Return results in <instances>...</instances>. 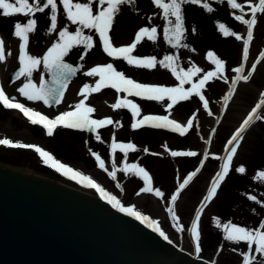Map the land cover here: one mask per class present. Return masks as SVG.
<instances>
[{
  "label": "rangeland",
  "instance_id": "obj_1",
  "mask_svg": "<svg viewBox=\"0 0 264 264\" xmlns=\"http://www.w3.org/2000/svg\"><path fill=\"white\" fill-rule=\"evenodd\" d=\"M73 2H85V0H73ZM238 2L244 8L243 13L232 10L226 2H210V6L215 9L211 13L198 4L182 5L184 35L181 45L174 50L165 45L163 30L168 25V20L175 23V17L169 16L166 20L163 9L157 7L153 0H135L134 6L121 5L108 32L113 46L121 47L132 45L140 29L151 30L155 27L154 40H149L147 34L143 35L131 56L140 59L154 56L157 61L163 60L165 56H171L175 59L173 67L177 72L180 69L187 72L193 65L203 69L202 72L194 73L190 77L191 82L184 85L185 90L198 84L207 72L216 71L214 58L222 60L224 64L222 77L210 79L201 90L207 101V108L204 107V101L195 95L188 100L179 101L169 109L168 105L172 101L167 96L162 100H147L122 91L117 92L110 87L94 91L100 77L88 76L85 73L93 67L109 63L126 77L141 84L177 87L179 81L170 68L162 67L159 63L153 68H142L130 65L122 58L109 57L102 51L98 33L94 29L72 24L67 19L60 0H56L55 30L51 29L50 8L46 9L45 13H36L31 17L37 19L38 24L36 30L28 34L26 48L28 55L40 58L42 61L43 56L54 43H61L59 32L65 28L70 34H74L80 27L82 35L92 37L93 47L85 49L79 76L70 83L59 105L47 107L43 101H29L18 91L27 83L28 78L21 75L18 79L11 80L12 74L21 67L19 63L21 41L13 36L14 23L17 21L26 23L27 18L22 15L8 18L0 16V38L5 41V60L0 62V81L10 97H15L16 101L50 115L68 109L75 110L74 105L83 101L85 106L95 110L90 114L91 119L112 120L111 124L97 128L95 132L81 130L80 139L75 142L65 133L48 136L41 128L23 121L12 109L0 108V138L38 146L53 158L97 179L124 206L135 207L154 218L172 243L193 254L194 243L188 236V229L196 207L204 199L216 177L222 155L228 148V141L252 108L260 102L261 93H264V58L247 82L239 80L235 86L232 84L238 75L233 69L242 66L244 71L239 75H247V67L264 46V13H258L257 24L253 28V39L249 43L248 59H242L243 39L247 38V28L236 20L235 16L243 15L244 19L251 18L250 9L246 5L249 2L255 4L258 0H238ZM92 7L93 13L96 14L107 5H100L98 0H93ZM218 24H224L233 35L225 36L219 30ZM236 35H240L242 39L236 40ZM9 52L11 55H8ZM209 52L213 54L212 57L208 55ZM47 73L48 70L41 62L32 72V82L39 86L41 76L46 82ZM85 85L89 87L85 88ZM225 96L229 97L225 101L226 110L216 127H213L220 113L221 99ZM118 100L130 101L137 105L140 109L139 115L134 117V110L130 106L114 109L112 105ZM261 113L264 114V107ZM145 115L168 116L182 125L184 134L173 133L172 136L165 137L161 134L163 128H158L147 141H143L139 138L138 127L133 129L132 125L138 123V120ZM189 121L192 123L189 124ZM212 129L214 130L209 139ZM97 136L100 137L99 140ZM114 144L117 145L115 149ZM129 144L136 150H129L126 147ZM234 147L237 150L235 153H230L232 161L229 164L228 175L220 182L216 194L207 203L197 221L200 240L195 244L199 243L201 247L198 256L214 264H245V256L249 258L248 264H264V255L255 251V244L250 248L246 240H226L223 228L224 224L231 223L254 232L261 215L264 219V211H262L264 180L259 176V173L264 172V157H259L262 154L260 148L264 150V119L256 121L246 130ZM172 152H195L197 155L172 156ZM97 156L103 161V168L99 166ZM6 159L16 163V165L4 163V166L10 169L33 174L45 180L56 182L62 180L69 183L59 177L52 167L47 166L34 149L1 148L0 163ZM133 164L137 169L143 168L148 173L152 192L142 191L141 188L145 186L143 174H137L132 170L130 166ZM241 166L245 169L244 173L235 171ZM113 172L115 179L110 176ZM193 172H196V175L180 189V184ZM156 190L161 192L160 196L155 194ZM173 196H176L174 202H172ZM240 196H244L245 202L236 200ZM227 206L233 211L239 209L238 217L233 211L226 216L224 210ZM216 220L220 222L219 227ZM260 232H264V227Z\"/></svg>",
  "mask_w": 264,
  "mask_h": 264
},
{
  "label": "snow or ice",
  "instance_id": "obj_2",
  "mask_svg": "<svg viewBox=\"0 0 264 264\" xmlns=\"http://www.w3.org/2000/svg\"><path fill=\"white\" fill-rule=\"evenodd\" d=\"M210 2L215 3H224L226 2L232 10H239L243 13L244 8L238 0H153V3L163 9L165 19L168 20L169 16L175 17L174 28L169 29L165 27L164 29V38L166 42L172 45L173 48H177L180 46L181 38L184 35L183 23L184 18L181 11L182 5H190V4H198L205 11L211 13L215 9L210 6ZM60 3L63 5V10L67 14V19L71 21L72 24H78L82 28L94 29L96 33H98L100 37V41L103 47V51L109 56L114 58H122L126 60L130 65H135L136 67L142 68H153L159 63L162 67L170 68L172 70V74L179 81V86L177 87H162V86H153L148 84H141L133 81L132 79L126 77V75L122 72L117 71L111 63L93 67L89 72L85 73L88 76H99L100 79L97 81L94 91H99L102 88H114L117 92H125L129 95L140 96L147 100H162L167 96L169 100L172 101L171 104L168 105V108L171 109L174 104L179 101H184L190 99L191 96H197L201 101H204V107L207 108L208 104L205 101V97L201 94V90L204 89L205 85L212 78H220L223 75V67L224 64L222 60L215 59L214 62L216 65L215 72H207L202 79L199 80L198 84H194L191 89L185 90L184 85L190 83V77L196 73H200L203 69L195 67L194 65L185 72L183 69H180L179 72L176 71L173 65L175 64V59L171 56H165L163 60L157 61L156 57H149L145 59H140L131 56V53L136 48L137 44L140 43L143 35L147 34V38L149 40H154V34L156 33V28L153 27L151 30L148 28L140 29V32L137 34L135 42L127 47H115L113 46L112 40L108 35L109 30L112 28L114 23V17L120 10V6L124 4L135 5V0H98L100 5H107V7L102 8L93 13V0H85V2H73V0H60ZM246 7L250 9L249 19H244L243 15H236L235 19L246 25L247 28V38L243 39V53L242 59L247 60L249 55V43L253 39V28L257 24V14L264 13V0H258L257 3L253 4L251 2L247 3ZM51 11V29L55 30L57 27V3L56 0H0V16L4 18L13 17L16 15H22L27 18L26 23H21L19 21L14 23V31L13 36L17 37L21 43L19 45V63L21 65L19 72L16 74V78L24 75L28 78L27 83H25L22 87L18 89L21 95L25 96L29 101H43V103L47 106L52 104H60L64 91L67 87L68 79L76 74L77 69L72 68L71 66L62 63L63 57L67 55L68 50L74 44L83 43L86 49H91L92 45V37L82 35L81 28L78 27L74 34H70L67 28L59 32V36L61 38V43H54L52 47H50L47 53L43 56L42 61L40 58H36L34 56L28 55L26 52V48L28 45V34L32 33L36 30L38 21L37 19L31 18L36 13H45L46 9ZM173 21L168 20V24H172ZM218 28L225 36H231L233 33L229 31V29L224 24H218ZM171 32V35L169 33ZM236 40H241L242 37L240 35L235 36ZM185 47H187L185 45ZM8 55H11L9 52ZM210 57L213 56L211 52L208 53ZM261 57L264 58V51L261 52ZM83 59V56H81ZM5 60V41L0 38V62H4ZM43 62L44 68L49 71L52 75V87H47L45 84V80L43 76L40 78L39 86L32 82V72L35 69L36 65H39ZM169 62V63H166ZM260 61L257 60L252 64V70L247 73V75H239L242 74L244 69L243 67H236L233 69L235 73L238 75L232 81L233 86L236 85L237 81L243 79L247 82L251 76L253 75V71H255L257 64ZM85 88L89 87L88 85L84 86ZM30 90V91H29ZM82 94V93H81ZM87 97H85L86 99ZM228 96H225V101L228 100ZM0 105H2L5 109H16L19 110L25 118L33 125H41L44 129H46V135L52 136L53 130L62 126L66 129H79V130H88L91 132H95L97 128L104 127L106 124H111L112 120L109 118L107 120L100 119H91L90 114L95 110L91 107L85 106L84 102L81 101L74 105V111H65L61 114L55 116L54 118H49L39 111H34L25 107L23 104L16 101L15 97H9L5 94L4 90L0 88ZM122 106H130L133 111V116L136 117L139 115L140 109L137 105L132 104L130 101H117L115 105L112 107L119 108ZM264 107V93H261L260 102L257 103L252 110L249 112L248 116L243 120L241 125L239 126L236 133L231 137L228 143L234 144L238 143L241 138V134L246 131V127L254 124L258 120L264 119V114H262L260 110ZM145 121H164L163 124H153V127H164L165 125H171L172 130L180 129L181 135L184 134V129L180 127L178 123L168 120L167 117H156V116H145L142 120L138 121V123H134L132 125L133 129H136L138 126L144 124ZM189 124L192 122L189 121ZM97 140L100 139L99 136L96 137ZM0 145L7 146L10 148H18V149H34L36 153L39 154L42 161L47 164L49 167L55 168L57 172H60L63 175H68L69 179H77V182L84 181L85 187L94 188L97 192L101 194L102 199H107V202L111 204L113 208H116L118 211L123 212L125 215L132 216L133 218L139 220L141 223L147 222L148 226L157 225V222L154 220H150L148 216L142 215L139 211H135L133 208L123 207L120 205V202L114 197L108 195L97 183L85 176L81 173L73 170L70 167L65 166L62 163L57 162L52 155H50L47 151L42 150L38 146L28 145L19 142H13L9 139H0ZM117 145H113L115 149ZM122 148L125 146H121ZM129 150L135 151V147L131 144L126 146ZM236 147H232L230 149V153L236 152ZM172 156L186 155V156H196L195 152L188 153H179L172 152ZM99 162V166L101 168L104 167L103 161L100 160V157H96ZM232 161V155L230 154L226 158V162L222 165L221 171L216 174V178L211 185L207 193L206 199H211L217 192V188L221 181L225 179L228 175L229 164ZM50 162V163H49ZM203 163V161H201ZM132 170H134L137 174H143L145 187L142 189L144 192H152L153 189L150 186L151 178L148 176V173L143 169H137L136 165L130 166ZM123 171V169H122ZM199 171V169H197ZM238 173H244L245 169L241 166L235 169ZM196 175V172L191 173L187 178L184 179L183 183L180 184V188H184L185 185L189 183V181ZM110 176L115 179V173H110ZM259 176L262 180H264V172L259 173ZM157 196L161 195L159 190H156L155 193ZM252 199V197H249ZM172 200H176V196L172 197ZM171 212V209H169ZM173 219L175 216L173 215ZM200 215L197 213L195 220L191 225V236L194 241L200 240V233L197 231V221H199ZM217 226H220L219 220L215 221ZM264 227V224L261 225ZM224 231L226 233L225 239L229 241H239L246 240L249 244V247L255 244V251L264 255V232L260 231H251L245 229L243 227H238L231 223H226L223 225ZM154 232H157L161 237L165 240H168L169 243L171 241L165 235V233L161 230L159 225L152 228ZM179 230V229H178ZM195 251L199 253L201 251L200 244L197 243L195 247ZM245 264H248L249 258L245 256L244 258Z\"/></svg>",
  "mask_w": 264,
  "mask_h": 264
},
{
  "label": "water",
  "instance_id": "obj_3",
  "mask_svg": "<svg viewBox=\"0 0 264 264\" xmlns=\"http://www.w3.org/2000/svg\"><path fill=\"white\" fill-rule=\"evenodd\" d=\"M62 63L77 69L68 87L79 67ZM52 79L49 73L47 87ZM0 264L212 263L180 250L96 196L0 165Z\"/></svg>",
  "mask_w": 264,
  "mask_h": 264
},
{
  "label": "trees",
  "instance_id": "obj_4",
  "mask_svg": "<svg viewBox=\"0 0 264 264\" xmlns=\"http://www.w3.org/2000/svg\"><path fill=\"white\" fill-rule=\"evenodd\" d=\"M82 51H83V48H79V49H77V48H71V49L68 50L67 55H65L64 57H65L66 59L69 60V54H70L71 52L75 53V55H76L77 57H79V55L81 54ZM156 132H157L156 129H152V128H148V127H146V128H142V129L139 130V138H140L141 140H143V141H147V139H148L152 134H154V133H156ZM64 133H65V134H66L71 140H73V141H75V142H78V140L80 139V136H81V133H80L79 131L72 130V129H69V130H67V129H59L58 132H57V134H64ZM161 134H162L163 136H165V137L172 136L171 133H170V132H167V131H165V132H161ZM260 151L262 152V154L259 155V157H260V156H263V157H264V150L262 151V148H260ZM257 159L260 161L259 158H257ZM3 162H4V163H7V164H13V165H16L15 162H12L11 160H7V159H6V160H3ZM261 162H262V161H261ZM258 165H259V163H258ZM236 200H240V201L242 200L243 202H245V198H244V196H240V197H238V199H236ZM254 210H255V209H254ZM254 210H253V212H254ZM230 211H231V213H232L233 209H232V208H229V209H228V206L225 207L224 213H225L226 216H228V215L230 214ZM233 212L235 213V216H237V217H238V215L240 214L239 209H237L236 211H233ZM261 212H262V211H261ZM232 216H233V214H232ZM259 216H260V215H259ZM259 216H258L257 218H259Z\"/></svg>",
  "mask_w": 264,
  "mask_h": 264
},
{
  "label": "bare ground",
  "instance_id": "obj_5",
  "mask_svg": "<svg viewBox=\"0 0 264 264\" xmlns=\"http://www.w3.org/2000/svg\"><path fill=\"white\" fill-rule=\"evenodd\" d=\"M1 86H2V84H1ZM2 88L4 89V87L2 86ZM6 91V90H5ZM23 121H25V122H27V123H30V122H28V121H26V120H24V119H22ZM57 129V127L53 130V132L55 131ZM0 165H3L4 166V163H0ZM14 170V169H13ZM17 171V170H16ZM18 172H20V173H23V174H26V175H31V176H33V174H29V173H24V172H22V171H18ZM35 177H37V176H35ZM38 178H40V177H38ZM42 179V178H41ZM45 180V179H44ZM46 181H48V182H51V183H54V184H58V185H60V186H62V187H66V188H69V189H72V190H74V191H77V192H79V193H82V194H84V195H87V196H90V197H94L96 194L94 193L95 191L94 190H87V189H85V188H82V187H80V186H78V185H76V184H71V182L70 183H67V182H64V181H60V182H56V181H51V180H46ZM97 197V196H96ZM98 198V197H97Z\"/></svg>",
  "mask_w": 264,
  "mask_h": 264
}]
</instances>
